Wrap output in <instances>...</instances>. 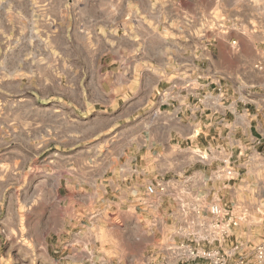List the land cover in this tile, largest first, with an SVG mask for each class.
Returning a JSON list of instances; mask_svg holds the SVG:
<instances>
[{
    "label": "crops",
    "instance_id": "0c3cea01",
    "mask_svg": "<svg viewBox=\"0 0 264 264\" xmlns=\"http://www.w3.org/2000/svg\"><path fill=\"white\" fill-rule=\"evenodd\" d=\"M186 1L9 3L24 42L8 51L16 64L7 61L0 70L2 165L8 178L30 160L50 170L63 152L71 154L64 167L73 168L75 151L85 156L75 166L88 168L89 151L105 145L97 124L108 120L116 128L112 179L120 217L128 207L148 230L163 216L143 197L154 171L167 174L175 165L174 176L183 177L193 169V183H206L211 198L219 194L251 209V220L235 227L226 245L241 243L251 264H264L249 250L264 240V220L254 210L264 206V67L251 70L245 39L227 28L231 20L206 28L216 1ZM45 153L50 160H41ZM228 157L234 178L216 179ZM176 248L156 241L144 261L179 264Z\"/></svg>",
    "mask_w": 264,
    "mask_h": 264
},
{
    "label": "rangeland",
    "instance_id": "374dc122",
    "mask_svg": "<svg viewBox=\"0 0 264 264\" xmlns=\"http://www.w3.org/2000/svg\"><path fill=\"white\" fill-rule=\"evenodd\" d=\"M22 1L26 0H0V70L7 61L9 65L16 64V57L7 58L8 51L23 46L24 39L18 38L20 35L17 34V24L22 22L10 18L16 11L8 8L9 3ZM214 1L217 7L211 14V10L207 12L210 20L206 28L218 26L220 29L222 22L231 20L227 28L232 35L245 39L250 68L258 69V63H264V0ZM27 42H34L30 34ZM4 96L6 93L2 94L0 87V264H147L144 261L147 247L156 241L183 240L180 236L184 237L183 233L193 229L189 219L196 217L194 206L201 203L192 197L193 194L202 195L205 203L211 201L212 193L206 189V183L200 188L185 181L186 195L182 202L176 198L163 201V198L154 197L150 200L163 216L150 222L148 230L128 213V207L123 208L127 213L120 217L116 211L118 204L112 179L119 158L112 145L116 128H112V122L108 120L97 124L101 131L100 141L105 145L102 152H96V147L89 151L88 168L75 166V161H84L85 157L81 153L77 156L75 151L72 153L74 167L65 168L71 154L58 152L52 158L57 160V167L42 169L40 162L35 166L30 160L28 168L8 178L1 161V151L6 149L7 140L1 137L6 123L1 118ZM95 130L90 129L89 133ZM44 155L41 160L52 157ZM29 156L31 154H26ZM98 160L104 161V166L98 167ZM170 167L167 174L154 171L156 176L151 182L180 178V175L174 176L178 170L175 165ZM203 168L201 165L199 169ZM191 174L193 169H185L182 176L188 178ZM22 180L24 182L20 183ZM182 203L186 212L180 209Z\"/></svg>",
    "mask_w": 264,
    "mask_h": 264
},
{
    "label": "built area",
    "instance_id": "2783aa9c",
    "mask_svg": "<svg viewBox=\"0 0 264 264\" xmlns=\"http://www.w3.org/2000/svg\"><path fill=\"white\" fill-rule=\"evenodd\" d=\"M232 45L235 49L240 46L236 40H232ZM257 67L262 69L264 63L259 62ZM235 172L233 160L228 157L222 166L216 168L214 175L216 179L228 182L234 178ZM185 181L191 183L193 178L190 176L150 182L143 197L151 204L150 200L154 197L163 198V201L176 198L182 202L186 195ZM192 197L201 201L198 207L194 206L196 217L189 219L193 229L183 233L184 237L180 236L183 240L166 241L172 246L177 245L176 249L181 251L178 255L179 264H251L250 257L243 251L241 243H233L230 247L226 245L233 229L241 222L251 220L248 214L251 209L245 203L224 200L219 194L214 195L215 198L212 197L209 203H205L204 197L198 193ZM180 209L186 212L184 203L180 205ZM254 210L259 212L262 215L261 220H264V206H255ZM249 250L258 262L264 263V240L251 245Z\"/></svg>",
    "mask_w": 264,
    "mask_h": 264
}]
</instances>
